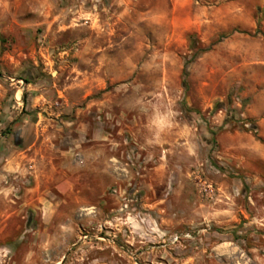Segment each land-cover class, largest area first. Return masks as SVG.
<instances>
[{"label": "rangeland", "instance_id": "rangeland-1", "mask_svg": "<svg viewBox=\"0 0 264 264\" xmlns=\"http://www.w3.org/2000/svg\"><path fill=\"white\" fill-rule=\"evenodd\" d=\"M0 264H264V0H0Z\"/></svg>", "mask_w": 264, "mask_h": 264}, {"label": "trees", "instance_id": "trees-1", "mask_svg": "<svg viewBox=\"0 0 264 264\" xmlns=\"http://www.w3.org/2000/svg\"><path fill=\"white\" fill-rule=\"evenodd\" d=\"M219 170H221L219 167H217Z\"/></svg>", "mask_w": 264, "mask_h": 264}]
</instances>
